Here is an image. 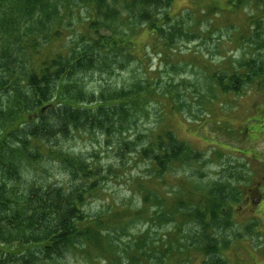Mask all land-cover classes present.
Instances as JSON below:
<instances>
[{
  "label": "rangeland",
  "instance_id": "obj_1",
  "mask_svg": "<svg viewBox=\"0 0 264 264\" xmlns=\"http://www.w3.org/2000/svg\"><path fill=\"white\" fill-rule=\"evenodd\" d=\"M169 2L163 8L172 16L166 33L173 25L188 37L169 45L144 24L130 21L132 32L126 30L121 24L128 20L122 17L117 36L134 43V61L111 74H87V87L96 94L108 85L129 90L137 83H148L149 91L132 96L123 134L106 136L94 128L61 141L69 153L108 170L103 192L89 200L87 210L94 214L101 208L107 218L116 211L123 223L110 229V247L100 241L58 264H264V47L257 51L253 38L259 33L264 40V0ZM60 15L54 29L63 36L35 54L37 60L66 53L74 32L85 30L83 12L62 8ZM251 58L254 67L248 65ZM240 71L249 81L236 90L211 83L215 73L230 77ZM168 132L198 157L174 163L163 174L117 146L124 139L142 143ZM38 177L68 181L56 166L48 173L39 168ZM212 192L227 208L221 217L228 228L216 232L218 255L206 256L193 232L198 213L191 209H205Z\"/></svg>",
  "mask_w": 264,
  "mask_h": 264
},
{
  "label": "trees",
  "instance_id": "obj_2",
  "mask_svg": "<svg viewBox=\"0 0 264 264\" xmlns=\"http://www.w3.org/2000/svg\"><path fill=\"white\" fill-rule=\"evenodd\" d=\"M169 1L0 0V264H58L100 241L111 246L110 229L122 222L117 220L119 213L113 209L107 218L101 208L94 214L87 210L89 200L103 192L108 170L69 153L61 141L86 129L106 136L112 131L124 133L130 115L127 106L135 94L147 95L148 83L129 90L108 85L96 94L87 87V74H111L112 68L122 70L134 61V43L129 36H117L122 17L128 20L121 24L126 30L132 32L130 21L144 24L169 45L178 36L188 37L173 25L166 33L172 16L163 8ZM62 8L70 14L83 12L86 28L74 32L66 53L56 51L37 60L35 54L63 36L54 29L63 18ZM253 38L259 51L264 40L259 33ZM253 60L248 65L254 67ZM243 76L241 71L230 77L215 73L210 80L232 91L249 81ZM117 146L141 156L160 174L174 163L198 157L171 132L142 143L124 139ZM55 166L65 174L66 183L38 177L39 168L48 173ZM181 193L178 188L176 194ZM206 198L205 209H191L198 213L193 232L200 237L203 254L218 255L216 232L228 228L221 217L227 208L220 206L223 202L213 192Z\"/></svg>",
  "mask_w": 264,
  "mask_h": 264
}]
</instances>
